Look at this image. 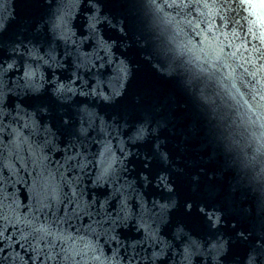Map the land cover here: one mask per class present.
<instances>
[{
	"label": "clouds",
	"instance_id": "9594fccd",
	"mask_svg": "<svg viewBox=\"0 0 264 264\" xmlns=\"http://www.w3.org/2000/svg\"><path fill=\"white\" fill-rule=\"evenodd\" d=\"M45 2L52 9L48 23L53 39L69 49L74 46L81 62H75L72 51L64 58L73 56L77 70H90L96 67L93 57L103 60L102 51L107 63L115 65L117 75L107 85L109 92L98 78L88 89V81L75 71L70 82L60 81L55 73L65 67L64 58L57 59L52 51L46 58L28 44L24 46L26 53L19 45L14 49L25 62L22 74L11 80V86L8 74L19 71L17 60L0 65V264H194L197 256L204 258L205 264L209 257L218 264L225 243L213 242L205 249L190 237V242L176 248L160 235L157 223V217L170 205L158 199L149 205L136 180L126 175L130 171L127 161L134 155L128 144L143 142L147 125L126 138L123 129L93 110L87 113V126L80 118L77 132L82 139L77 142L73 137L62 146L50 122L41 124L36 112L19 102L14 108L7 107V99L9 95L23 98L38 94L49 84L54 85L51 91L61 102L78 94L108 104L122 96L138 65L114 52L115 40L103 38L98 26L107 22L124 38L122 52L135 45L140 59L156 77L172 82L186 98L180 107L192 119L190 129L201 122L208 143L244 172L264 197V0H131L115 22L109 13L101 15L100 4L89 0L93 11L84 14L87 35L83 38L72 28L83 0ZM8 15L4 14V20ZM4 27L0 21V30ZM89 39H94L98 48L86 54L80 49ZM45 67L53 72L51 80L46 78ZM77 79L81 81L79 88L75 86ZM89 130L103 136L102 140L92 137L101 146L98 155L81 151V144L88 147L83 138ZM73 147L75 153L71 154ZM60 153L63 155L57 159ZM93 161L94 174L89 168ZM140 178L147 189V176L141 174ZM168 180L161 174L155 187L173 192ZM105 188L106 197L99 198L93 192L88 199L90 190ZM133 199L139 206L137 214L133 213ZM98 200L99 213L93 211ZM113 200L117 203L115 216L106 212ZM69 205H74L72 212H68ZM187 207L190 211L191 205ZM200 211L205 210L201 207ZM207 215L216 228L219 214ZM85 217L88 223H84ZM133 220L143 236L125 242L119 229H127ZM255 247L261 252L250 253L244 264H256L258 257L264 264V245L257 241Z\"/></svg>",
	"mask_w": 264,
	"mask_h": 264
},
{
	"label": "water",
	"instance_id": "95a60500",
	"mask_svg": "<svg viewBox=\"0 0 264 264\" xmlns=\"http://www.w3.org/2000/svg\"><path fill=\"white\" fill-rule=\"evenodd\" d=\"M56 2L57 0H52L53 4ZM92 2L102 6L101 15L109 13L115 22L117 17L125 13L126 6L131 0ZM88 4L89 0H83L79 14L72 22V28L80 38L87 35L85 31L87 20L84 14L93 11ZM51 11V6L45 0H0V21L5 23V27L0 30V65L14 59L19 64L18 72L13 70L8 74L9 86L14 77L22 74L25 62V57L17 56L14 51L17 45L25 53L28 51L24 47L26 44L38 48L39 53L46 58L49 51L54 52L57 59L64 58L66 52L72 51L75 54V62H81L74 46L69 49L61 41L53 39L48 23ZM5 13L9 14L7 20H4ZM98 27L106 41H116L115 53L124 56L131 64L138 65L133 68L122 96L108 104L78 94L69 102H61L51 91L54 85L49 84L35 95L28 94L23 98L9 95L7 107L14 108L19 102L25 108L35 111L41 124L50 122L53 129L58 131L62 146L69 143L73 137L77 142L82 139L77 132L80 118L85 120L87 126V113L93 110L103 115L106 121L123 129L122 134L126 138L136 132L139 126L147 125L148 135L144 141L128 144L134 155L127 161L130 171L126 175L129 179L136 180V186L143 191L149 205L155 199L170 205L169 210L157 217L160 235L171 241L176 248L190 242V237L205 249L213 242L217 245L225 243L226 250L219 257L218 264H244L250 253L261 252V249L255 247L257 241L264 245V197L261 196L260 190L251 184L244 172L230 164L227 158L208 143L201 122L198 121L196 127L190 129L192 119L187 111L180 107L187 101L176 86L170 81L156 77L149 66L140 59L139 50L135 45L122 52L124 38L110 28L107 22L101 23ZM97 48L95 40L89 39L82 45L80 51L88 54ZM100 55L103 57L101 61H96L93 57L95 68L83 71L75 68L73 56H67L63 59L65 67L58 69L55 75L60 81L70 82L75 71L77 76H83L84 80L88 81V89L92 88L98 78L104 91L109 92L107 85L117 72L114 71V64L107 63V57L102 51ZM101 63L104 64L102 69L99 67ZM44 71L46 78L51 80L52 70L45 67ZM75 86L81 87L79 79L76 80ZM65 119L68 121L66 125ZM94 135L96 140L103 139L102 134L97 135L93 130H89L87 137L83 138L84 144H88V147L85 148L81 144L83 153L91 152L98 155L101 146L92 140ZM74 153L73 147L71 154ZM163 154L167 156V163ZM62 155L57 154V159ZM89 159H92V156H89ZM76 163H79V158ZM89 168L94 174V161ZM74 173L75 170L69 173V178ZM141 174L148 178L147 189H144ZM161 174L169 177L168 183L173 186V192L168 193L155 187ZM86 183H90V180ZM93 192L99 198L107 196L106 188L90 190L89 200L92 199ZM21 195L26 202L27 196L23 191ZM131 203L133 213L137 214L139 206L135 199ZM189 204L190 211L187 207ZM73 207L74 205H69L68 212H72ZM116 207L117 203L113 200L106 212H111L115 216ZM201 207L204 208V212L200 211ZM63 211L64 208L61 206V214ZM93 211L99 213V200ZM209 212L220 216V224L216 228L212 227V220L208 219ZM84 223H88L87 217L84 218ZM153 226L155 227V224ZM118 234L125 242L139 240L143 236L142 232L136 231L135 220L128 224L127 229L120 228ZM108 251L110 252V249ZM121 254L123 255V251ZM160 264H167V261ZM194 264H205L204 258L195 257ZM206 264H213L210 257ZM256 264H261L259 257Z\"/></svg>",
	"mask_w": 264,
	"mask_h": 264
},
{
	"label": "snow or ice",
	"instance_id": "6c2138e0",
	"mask_svg": "<svg viewBox=\"0 0 264 264\" xmlns=\"http://www.w3.org/2000/svg\"><path fill=\"white\" fill-rule=\"evenodd\" d=\"M11 231V229H9V232ZM3 245H2V242H0V247H2ZM15 247L16 248H19L20 247V245L17 243L16 245H15Z\"/></svg>",
	"mask_w": 264,
	"mask_h": 264
}]
</instances>
